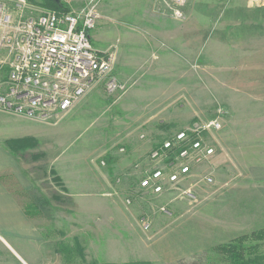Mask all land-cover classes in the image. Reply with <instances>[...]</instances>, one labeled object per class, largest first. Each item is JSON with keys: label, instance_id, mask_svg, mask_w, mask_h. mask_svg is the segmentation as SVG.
<instances>
[{"label": "rangeland", "instance_id": "obj_1", "mask_svg": "<svg viewBox=\"0 0 264 264\" xmlns=\"http://www.w3.org/2000/svg\"><path fill=\"white\" fill-rule=\"evenodd\" d=\"M29 1L37 11L55 10L53 0ZM61 1L78 14L95 10L93 45L115 51L113 72L126 90L110 94L98 85L47 122L0 110V137L11 138L19 155L26 185L16 188L21 200L37 195L48 203L41 213L34 204L29 209L39 214L35 223L53 249L63 247L71 264H128L114 254L141 253L140 236L152 227L125 229L119 237L115 206L148 205L161 216V206L170 211L183 201L171 200L175 193L160 197L135 189L141 175L136 163L148 164L163 139L195 120H220L213 134L219 154L184 184L200 192L194 209L201 215L207 191L236 182L246 166L264 161V0H187L180 15L173 0ZM22 130L28 135L16 133ZM206 174L212 184L203 181ZM34 185L40 192L32 191ZM0 234L4 264H47L44 243L39 248ZM161 237L149 238L150 247ZM250 244L259 246L252 264H264V240H246ZM209 256L177 264H235L231 257Z\"/></svg>", "mask_w": 264, "mask_h": 264}, {"label": "built area", "instance_id": "obj_2", "mask_svg": "<svg viewBox=\"0 0 264 264\" xmlns=\"http://www.w3.org/2000/svg\"><path fill=\"white\" fill-rule=\"evenodd\" d=\"M186 1L173 0L170 6L180 15ZM34 7L29 0H0V110L47 122L98 85L110 94L126 90L113 72L115 51L93 45V8L78 14ZM221 128L218 118L195 120L163 139L150 152L148 164L136 163L141 175L135 189L158 196L175 193L172 200L189 196L192 187L184 184L219 154L213 134ZM203 181L212 184L214 178L206 174ZM143 226L149 229L147 219Z\"/></svg>", "mask_w": 264, "mask_h": 264}, {"label": "crops", "instance_id": "obj_3", "mask_svg": "<svg viewBox=\"0 0 264 264\" xmlns=\"http://www.w3.org/2000/svg\"><path fill=\"white\" fill-rule=\"evenodd\" d=\"M7 114L10 113L7 112ZM23 132L27 133L25 130L16 133L19 135ZM28 133L24 135H28ZM10 139L9 137H0V230H4L16 241L18 238L29 240L39 248L41 243H44L47 255L45 263L47 264H71V254L69 255L67 251L61 252L58 250L59 247L53 249L50 237H45L47 235L41 233L37 227L34 217L39 214L35 211L32 215L27 213L31 204H34L36 210L41 213L40 207L48 203L37 195L35 200L31 202L21 200L20 192L16 188L19 185L23 187L26 185L22 180L19 155L6 143ZM235 179L238 180L232 184L229 183L226 187L205 193L201 205L203 208L202 215L194 209V199L200 194L197 191L196 193L192 191L185 198L175 199L183 201L176 203L170 211L168 208L161 211L166 213V215L161 216H154L152 211H149L148 205L145 206L144 210L139 209L136 204L128 208L113 207L114 210L119 211L117 216L120 217H115L113 220L118 223L116 227L121 229L117 232L125 231V229H129V232L133 229L136 231L137 227L147 232L152 227V233L147 234L145 238L140 236L141 253H117L114 254L113 258H121L123 262H128V264L140 262L177 264L180 260L195 259L201 255L230 258L226 252L219 250L218 247L264 229V161L251 167L246 166ZM34 190L38 192L39 186L34 185L32 191ZM20 191L24 192L23 190ZM120 209H122L121 214L123 216L120 214ZM155 211L153 210L154 213ZM143 219L149 221V229L144 228ZM158 234L162 237L159 241L157 239L155 246L151 248L147 240ZM121 236L122 234L119 232V237ZM117 237L118 235L116 239ZM2 240L5 241L0 234V249L3 247ZM3 260L4 253L0 250V264H4Z\"/></svg>", "mask_w": 264, "mask_h": 264}, {"label": "trees", "instance_id": "obj_4", "mask_svg": "<svg viewBox=\"0 0 264 264\" xmlns=\"http://www.w3.org/2000/svg\"><path fill=\"white\" fill-rule=\"evenodd\" d=\"M51 6H53L52 8H54L57 11H65V12L71 11L61 0H53ZM6 143L12 150H14L13 141L9 140ZM27 213L29 215L33 214V212H31L29 208L27 209ZM253 238L256 241L264 240V229L256 231L252 233L251 235H245V236L239 237L232 242L221 245L220 247H218V249L223 252H226L231 257V259L235 262V264H251L252 258H250V256L254 255L258 251L259 246H257L258 244H250L246 246L245 243H246V240L252 241ZM58 250H61L62 252L63 247L59 248ZM65 252L66 251H64V253Z\"/></svg>", "mask_w": 264, "mask_h": 264}]
</instances>
